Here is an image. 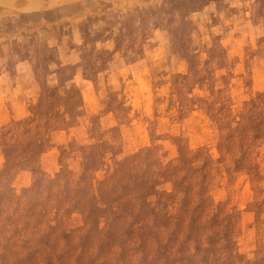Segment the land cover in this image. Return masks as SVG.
Returning a JSON list of instances; mask_svg holds the SVG:
<instances>
[{"label": "rangeland", "instance_id": "obj_1", "mask_svg": "<svg viewBox=\"0 0 264 264\" xmlns=\"http://www.w3.org/2000/svg\"><path fill=\"white\" fill-rule=\"evenodd\" d=\"M0 264H264V0H0Z\"/></svg>", "mask_w": 264, "mask_h": 264}]
</instances>
